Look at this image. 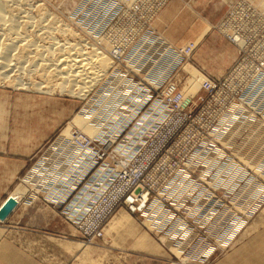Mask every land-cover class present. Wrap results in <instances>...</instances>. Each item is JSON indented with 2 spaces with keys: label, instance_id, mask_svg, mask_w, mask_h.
Instances as JSON below:
<instances>
[{
  "label": "rangeland",
  "instance_id": "obj_1",
  "mask_svg": "<svg viewBox=\"0 0 264 264\" xmlns=\"http://www.w3.org/2000/svg\"><path fill=\"white\" fill-rule=\"evenodd\" d=\"M262 1L264 2V0H28V8L31 10V7H33L31 10L33 17L37 16L36 14L39 15L37 11L39 10L38 7L45 8L44 10L50 18L49 23H53L57 27V30L53 32V36H55V38L57 37V40H62V43L68 40L70 44H75L76 42L80 44L86 43V50H91V48L97 44L98 46L96 45L95 47L109 58L110 67L107 69L108 72L106 71L105 74H102L98 79L99 81L97 80L95 84L90 87L92 90L90 89L85 95L79 96L56 88V86L52 84L53 82L50 80V77L42 73V65L41 69L29 72L30 66L34 65L32 60L36 57L35 54L33 56V53L30 55V57L33 56L32 58L27 55L28 59L25 58V60H23V62L27 60L25 62L26 65L25 63H21L24 67V70L22 68L23 72L16 66L13 70L14 72L11 71L8 73V76H10L6 80L2 78L4 75H0L2 76L0 77V79L2 78V80H0V222H5L20 203L23 204L26 209V207L28 208L39 202V200H42L45 205L56 210L60 221L66 226V232L55 242L57 246L66 250L67 260H76L75 264H171L172 262L183 264V260L185 262L184 264H191L190 262H186L188 259L186 258V249L188 247H191V249L202 247L204 243H207L206 247L209 245L213 246L214 252L211 253V250L208 253L206 257H209L204 263L211 264L215 258L221 257V255L233 248L234 245L244 238L252 229L264 228V194H262L264 192V100H260L264 97V3ZM35 11H37V13ZM200 21L211 26L209 31L199 40H194L191 34L187 38H184L189 26ZM54 22H56V24ZM46 23L45 25H47ZM153 25H155L157 31H153ZM63 26L71 30V32L68 31L67 33L69 35H64L60 30L58 31V27L63 28ZM153 32H157V34H167L172 42L175 44L179 43L177 45H186L190 43L188 49H190L191 52L193 50V52H190V59L188 62L183 63L184 59L180 58V63L183 64H181V66L179 65L173 73L162 76H157L156 72H152V69H156V63H154L155 61L153 59V61L151 60L148 62V59L144 60L146 53L142 51L137 53L135 57L136 62L140 64L144 72L137 69L135 71L134 69V73H137L139 76L129 75L131 72L124 69L121 71V74H126L124 75L126 79L131 77L134 78L135 81L140 80L144 84L147 90L145 99L147 104L143 110H141L139 116L135 117L136 113H131L129 120H126L121 130L118 129L116 132H111L109 125L116 124V120L112 121V117H118L119 114L111 111L112 107L108 99L110 96L108 97V95L104 94L108 93L106 84L108 83L109 74L113 68L112 65L115 56L123 51H125V53H130L129 50L132 46L143 44L144 38L148 39L154 36ZM73 33H75L76 36L73 37ZM100 39L103 42L106 40L105 42L112 47L122 42L123 45L122 48H117V50H115V54V52L110 50L111 48L104 46ZM182 39H185L184 41L186 43L180 41ZM39 40L40 39H35V37L31 39L32 42L36 41V43L40 45L39 49L35 48V50H37L36 52L41 50L40 48L42 46H49V42H46L47 40L49 41V39L43 38L42 40L41 37L43 42ZM167 40L170 44L175 45L169 39ZM22 41L25 43L24 40ZM19 43L23 45L20 41L17 44ZM100 43L102 45H100ZM150 44L152 45L151 53L154 54L153 46H155L157 42L155 40L153 44ZM19 45H17L18 52L16 49H13V51L16 50V53H11L12 58L21 54L20 52H22L21 48H23V46ZM67 46L68 44L66 43V47ZM145 46L150 47V45L147 44H145ZM68 47L70 51L65 50L68 51L65 53L71 55L69 52L72 51V47L70 45ZM56 51V54L58 52V54H60L59 50ZM125 53L122 56L124 58L128 57ZM73 54L74 50L71 56H73ZM17 57L13 60L11 58V63L16 64L14 60L20 62V60H17ZM27 63L29 65H27ZM244 68L246 71L244 72L245 75L242 76L240 73L242 81H239L240 77L237 73L241 72ZM32 69L33 66L31 70ZM195 70L197 73H202L210 79L225 83L226 88L235 80L232 84L237 83L238 87L234 91V97L237 101H240L237 121L230 126H221V138H223L221 139V171H211L213 177H210V180L211 178H213L214 181L216 180L215 185L200 186L193 190L191 188L188 189V192H190L189 197L194 198L196 202L193 204L197 207L199 206L194 212V215L198 219L191 217L189 220L192 224L196 225L194 226L196 229L198 228L201 230L202 235L206 232V225L202 224L200 220L203 222L209 221L213 208L221 212L217 211V215L212 218L214 221L207 231L208 236L207 234L198 236L197 232L194 230L191 232L187 227L185 232L190 231L191 237L186 235L181 241V243H184L177 249L174 247L173 243L165 239L164 236L151 231L147 227L148 222L144 216H138L141 215L138 212H131L128 205L123 203L121 204L122 208L117 211L113 218L107 223V226H105V235L102 238H94V236L83 238V232L78 229L77 219H74V214L71 215L69 207L79 198L83 183L85 182L86 184L91 179L92 175L100 168L95 167V165L98 164L95 163L84 176V180L82 179V182L76 186H71V184L68 183L70 181L62 179L61 176L57 179L58 181L50 183V185L55 183V186L53 185V187H51L48 185V188L44 190L41 187H36L35 184L37 180L41 179L43 173L47 171L41 170L38 174H34L33 179L31 178L30 180L28 179V174L36 165H43L42 168L45 166L44 163L47 161V154L52 151L50 147L58 137L63 136L68 138V133L72 134L71 138L66 140L68 143L75 142V138L73 139L72 137L76 135L84 138L83 128H80V126L72 122L77 114L83 111V114L86 113V118L89 119L97 110L108 108L109 110L105 111L104 114L110 119L107 120L109 123L106 122L107 125L103 124L104 127L98 134L100 137L94 138L96 141L93 140L95 143H92V147L96 150L94 152H98L96 146L99 141H104L107 148L111 146L116 147L121 142L126 131L130 130L134 126V123H136L135 120H132L134 118H140L150 107L153 101L152 99L149 100L151 89H157L162 85H167L172 82L171 84L178 85L179 89L183 91L185 89V80H187V77L193 74ZM254 70L256 71L253 72L255 75L252 76V78L250 75L248 77L247 72ZM184 71L187 72V75L180 73ZM188 73L191 74L189 75ZM18 77H21L20 79L23 81L21 85L18 87L14 85V87L9 83V81L13 83L14 81H12V79L16 80ZM118 77L119 76H117L115 80L118 79ZM156 77H159L160 81L157 80ZM256 77L258 80H261V82L252 84L251 81ZM47 81H51V83ZM47 83L48 85L46 86ZM34 85L43 86L37 88L38 86L35 87ZM52 85L53 88L55 87L54 89ZM71 87L70 85L69 88ZM76 87L75 89H78ZM223 87L224 85L222 88ZM198 91L201 92L200 87L197 89L196 93H199ZM106 98L108 100H106ZM233 100L234 98H221V111L223 113L230 114V103L233 102ZM98 101L102 102L98 104ZM105 101H108L109 104L107 105L106 103L108 102ZM101 103L103 106H101ZM119 113L121 114V112ZM201 115H203V113ZM131 122L133 124L129 128H126ZM194 123L196 125L193 124L190 128L199 130L201 125L197 122ZM20 137L23 138L25 142L30 141L32 137V142H34L36 148L34 156L31 160H26L25 163H23L24 160H21V158H15L9 154L12 143L18 138L20 139ZM86 141H88V139H86ZM197 142L198 145H200L199 143L202 144V138H197ZM171 143L172 141L167 144V147H169ZM238 147L240 150H238ZM191 149H189L188 152H190ZM248 164H250V167ZM18 166H22V168L17 170ZM48 167H50V165H48L47 168ZM47 174H49V172ZM60 179L62 181H59ZM257 182L262 184L261 189H263L262 193H258V195L260 194V200L256 203H249L248 205L246 203L252 197V193L248 192V189ZM155 188L158 190L155 191L157 196L164 195L165 197L171 198L167 195L170 191V187L155 186ZM212 189H215L217 194H213ZM200 196L203 197V199ZM190 202L191 200L189 199V204ZM179 203L175 204L179 205ZM184 204H187V201H185ZM244 206L248 207L246 208ZM182 209L183 208H180L179 210ZM230 212H233L232 215L237 214L240 218H246L244 223L241 224V228L232 235V239L230 238L227 243L226 233L216 231V229H218V226L221 224V217H227V214ZM121 215L123 218L125 217V226L117 225L116 223L115 219ZM193 237L195 238L193 239ZM193 264L203 263L202 261H196Z\"/></svg>",
  "mask_w": 264,
  "mask_h": 264
},
{
  "label": "bare ground",
  "instance_id": "obj_2",
  "mask_svg": "<svg viewBox=\"0 0 264 264\" xmlns=\"http://www.w3.org/2000/svg\"><path fill=\"white\" fill-rule=\"evenodd\" d=\"M28 5H29L28 0H0V75H4L3 77L2 76L0 77H2L3 80H6L7 78H9L10 75L8 76V73L13 71L14 68H16V66L18 67V69L20 68L21 72H23L24 67L22 66V64L27 61L26 60L23 62V60H25V58L28 59V57H30V55L33 53V56L34 54L36 55L35 57L36 59L34 58L32 60L34 65H31L30 61L28 60L31 65L30 67L32 68L33 66L32 70L28 66L30 68L29 72L41 69V65H42V70H41L42 73L45 76L50 77V80L53 82L52 84L56 86V88L62 91H68L70 94H73V95L76 94L77 96L85 95L86 92L91 89L90 87H92L95 84V82L100 78V76L102 74H105L107 69L110 67L109 58L106 56V54H104L102 51H100L98 48L95 47L97 44L94 46L92 45L93 47L91 48V50H86L85 49L86 43L80 44L76 42L75 44L73 43L70 44L68 40H66L67 42H64V43L61 42L62 40L61 41L57 40V37L55 38V36H53L54 34L53 32L54 30H57V27L53 23H49L50 18H49V15H47V12H45L44 10L45 8L43 9L42 7H38L39 6L38 5L37 7L39 10L37 11L39 12V15L36 14L37 16L33 17L31 14V10L33 9V7H31L32 6L31 5L30 7L32 9L30 10L28 8ZM37 11L35 12L37 13ZM45 23L47 25H45ZM54 23L56 24V22ZM210 27L211 26L209 24L203 21L197 22L193 24L192 26H189V28L187 29V34L185 35L184 38H187L191 34L194 40L195 39L199 40L209 31ZM58 28H59L58 31L60 30V32L64 35L67 34L68 31L71 32V30L64 28V26L63 28L62 27H58ZM152 29L153 31H157L155 28V25H153ZM73 34L74 35L71 34L73 37L76 36L75 33ZM153 34L154 36H151L148 39L144 38L143 44H137L135 46H132V48L129 50L130 53H125V51H123L122 53L120 52L117 56H115V60L112 65L113 68L111 70V73L109 74L110 76L108 78V83L106 84V87H108L107 89L108 93L104 94V95H108V97L110 96V98L108 99L112 107V108L110 107L111 111L117 112V114H119L118 117H115V118L112 117L113 119L112 121L116 120V124L109 125L111 132H116L118 131V129L121 130L123 126L125 125L126 120L127 121L129 120V116L131 115V113L135 112L137 115L138 112H141L144 104H146L145 99L147 95V90L144 84L140 80L135 81L130 76H129L130 77L129 79H126V77L124 76L126 74H121V71L124 69L130 72H135L136 69L141 70V71L144 70L141 68L140 64L136 62L135 57L137 53L142 51L146 53V56H144L145 57L144 60L148 59L147 61L150 62L153 59L155 61L154 63H156V69H152L153 70L152 72H156L157 76H162L168 73L169 74L173 73L178 68L179 65L181 66V64H183L184 62H188L190 59L191 51L190 49H188V47L190 46L189 45L190 43L186 45H177L179 43L175 44L174 42H172V40H170L167 34H162V33L157 34V32H153ZM34 37L35 39H40V40H41V37H42V40L43 38L49 39V41L48 40L46 41V42H49V46H42L40 48L41 50H38V52H36L37 50H35V48L39 49L40 45L37 44L36 41L35 42L31 41V39ZM167 39H169L175 45L167 42L168 41ZM22 40H24L25 43H23ZM155 40L157 44L153 46L154 54H152L151 53L152 45L150 43L153 44ZM184 40L182 39L180 41L183 42ZM19 41L23 43V45L20 43H19L20 45L17 44ZM105 41L104 42L101 41V43L103 42L104 46L111 48L110 50H112V52H115L117 48H122V45H123V42H122V43L115 44L114 47H112ZM66 43L68 44V46L70 45L72 47V51L74 50L73 56H71L72 51L69 52L71 53V55L66 54L68 51H65V50L70 49L68 46L67 47L69 49L66 47ZM101 43L100 45H102ZM111 43H114V42H111ZM145 44L150 45V47H146ZM17 45L23 46V48L20 47L23 53L19 51L21 54L17 55L18 57L17 56L16 57H17V60H20V62H16V60H14L16 63L14 64V63H11V61L15 59L16 57L14 56L12 58L11 53L13 52L16 53L15 52L16 50L18 52ZM43 45H46V44H43ZM13 49H16V50L13 51ZM56 50H59L60 54H58L59 52L56 54L55 53ZM124 53L127 54L128 57H125V58L122 57ZM47 54H50V55H47ZM33 56H31L30 58H32ZM21 58H22V62H21ZM180 58L184 59L183 63H180ZM132 63H133V66H132ZM27 65L29 64L27 63ZM179 71H182V70H179ZM186 71L180 72V73L187 75ZM244 72H246L245 68L241 72H238L237 75H239V77L241 75L244 76L245 75ZM253 72H256V71L255 70L248 71L247 72L248 77L250 75V77L252 78V76L255 75V73ZM135 74L139 76L137 73ZM188 74L190 75L191 73H188ZM117 76L119 77L118 79H116L117 80L116 81L115 78ZM2 78L0 80H2ZM20 78L21 77H18L16 78V80L12 79V81H14L13 83L10 82L9 80L7 81H9V83L12 84L13 86L15 85L16 87H18L19 85L23 83V81H21ZM156 79L160 81L159 77H156ZM51 81L50 82L47 81V82L51 83ZM185 81H186L185 89L184 90L182 89L183 91L179 89L178 85L176 86V85L171 84L172 82L171 83L169 82L170 84L164 85L163 95L155 98L152 101L148 110L144 114H142L140 118L133 119V121L135 120L136 122L134 123V126L125 133L126 137L124 136L125 134L123 135L122 138L124 137L125 138L120 142V144H118L116 147L113 148L115 152L119 153V163H122L124 165H128L130 163L135 164L136 166L135 172L130 176L129 180L127 182H121L119 184H116L115 186H112L107 189L108 177L111 176L114 172L117 173V179L119 181H124L126 178H128V174L126 173V171H122L118 169L115 171L117 167V163H112L107 166L105 165V167L103 168H99L92 175L91 179L86 184L83 185V187L81 188L80 194H79V198L69 207L71 215L74 214L75 215L74 219H77L78 229L81 230L83 233L92 231L95 228L96 224H98L99 221H101L104 218V216L108 214L110 211L112 215L107 220V223L113 218V216L117 213V211L120 208H122V206L119 205L120 197L122 196L123 192L127 189L128 183L133 182L134 180L138 178V176L146 168V165L149 163V159L152 158L155 155V153L158 151V149L161 147V145L165 143L168 136H170L175 131V129L186 120V114L189 111L188 106L198 104L200 101L204 100V97L206 99L207 95L209 94V88L211 89L213 88V86L215 85L218 86L220 84V82L210 79L204 76L202 73H199V72L197 73L196 70L195 72H193V74L188 76L187 80ZM234 81L235 80H233L229 84L228 88L225 87V83H224V87L223 88L221 87V89L217 91V93L211 98L209 103L205 106L202 112L203 115L195 116L193 118V120L188 125L189 127L187 126L186 129L181 133L180 137L176 139V142L173 145V147L170 149L169 153L160 160V162L157 164V166L153 170L149 172L146 178L147 184L153 187L169 186L170 191L168 192L167 195L171 197V198L165 197L164 195L157 196L156 200L153 203H151L150 207L147 208L142 213V215H138V216H144L147 219V222H148V223L146 222L148 224L147 227L151 231H154V233H156V230H155L156 227H158L160 224H164L168 222L171 219L170 215L173 216L171 213H168V212H166L167 214L164 213V211L167 210L166 204H165V201H166L165 198H168L171 201H175L174 203L178 204L179 202H181L182 199L189 197L190 192H188V189L190 188V185L186 183L185 176L190 171L196 170L199 164L203 165L202 166L203 169L198 172V178L200 179H202L204 175L208 174L211 171L212 172L221 171V165H222L221 164V157H222L221 156L222 154L221 139H223L221 138V126H225V125L230 126L231 124H234L237 121V112H238V107H239V102H240V101H237L234 97V91L238 87L237 83L232 84ZM239 81H242L241 77ZM251 82L252 84H254V83L261 82V80H258V78L256 77ZM48 83L46 84V86L48 85ZM53 85H52V88H53ZM70 85L72 86L71 88H69ZM34 86L37 87L38 85L37 86L34 85ZM39 86L42 87L43 85L42 86L39 85ZM39 86L37 88H39ZM74 86L75 87L77 86L76 88H78L79 90L75 89ZM199 87L201 88V92L198 91L199 93H196ZM221 98H234L233 102L230 103V114H226L221 111ZM108 99L106 98V100ZM149 100H151V98H149ZM260 100L263 101L264 97ZM100 102L98 101V104ZM105 102H108V101H105ZM106 104L108 105L109 102ZM101 106H103V104ZM240 107H241V104H240ZM108 110H109L108 108L97 110L92 115V117H89V119L86 118L87 114L86 113H85L86 115L83 114V111L77 114L72 120V122L75 125L80 126V128H83L84 131L83 130L82 131L84 133V138L80 137L79 135H76L75 137H72L73 139L75 138V142L68 143L66 140L68 138H71L72 134L68 133V138L63 137V136L58 137L56 141L50 147L52 151L47 154V161H45L44 163L45 166L42 168L43 165L42 166L36 165L33 168V170L28 174V179L29 180L31 178L33 179L34 174H38L41 170H43L47 172L43 173V176H41L40 180H37V183L35 184V186L38 188L41 187L42 189L45 190L46 188H48V185L53 187L55 183L51 185L50 183L58 181L57 179L61 176H62V179L69 180L70 182L68 183H70L71 186L78 185L81 182V180L84 178L86 173L95 165V163L97 164L96 154L98 152H94L96 150L93 149L92 143L93 142L95 143L96 141L95 139L100 137V135L98 134L103 129L104 127L103 124L105 125L106 122H108L107 120H110L104 114V112ZM119 112H121L123 116ZM194 122H197L201 125V128L199 130H193L190 128L191 125L195 124ZM203 132H206V135L202 136L203 143L202 144L199 143L200 145H198L197 137L201 136ZM86 139H88V141H86ZM215 143L218 146L215 145ZM94 148H95V145H94ZM191 148H194V149H191ZM189 149H191L190 152H188ZM238 150H240L239 147H238ZM137 151H138V154L135 157V162H132L130 160V156L136 153ZM173 160L176 162H182V165H177L176 167L177 172H173V169L175 168V166L172 164ZM250 164H248L249 167H250ZM48 165H50V167L47 168ZM48 172L49 174H47ZM166 172L172 174V177H166ZM59 181H62V180L60 179ZM215 181L213 178H211V180L209 179V184L206 183V185H210V186L213 184L215 185ZM253 185L256 187L251 186L249 189L247 188L248 192L252 193V197L246 203L248 205L249 203H256L257 201H259L260 194L258 195V193L263 192L262 191L263 189H261L262 184L257 182V183H254ZM201 186H205V185H201ZM262 194H264V192ZM201 198L203 199V197ZM244 207L247 208L248 206H244ZM179 209L180 208H178V210ZM218 212L220 211L218 210ZM232 213L233 212H230L229 214H227V217H221L222 218L220 221L221 224L219 226L217 225L218 229H216V231H222V233H226L227 243L232 237V235L241 228V224L244 223L245 218H246V217L240 218L238 217L237 214L232 215ZM124 218L122 217V215L118 216L115 219L117 225L125 226ZM172 220H173L172 224L174 226L170 230V236L174 234H180L181 236V234H183V232L187 230L188 226L183 229L179 228V226L181 225V222H180L178 215L174 217ZM229 220L232 222H230ZM107 223L105 226H107ZM105 226L103 227L102 235L100 237L94 236V238H102L105 235V229H106ZM194 238L195 237H193V239ZM206 244L207 243H204L202 247L192 248L191 249L192 252L186 254V258H188L186 262L187 263L190 262L191 264H193L196 261H202V259L206 258L208 253L211 250H213V246L209 245L206 247ZM184 249H185V246H184ZM184 263L185 262L183 260V264ZM171 264H179V263L172 262Z\"/></svg>",
  "mask_w": 264,
  "mask_h": 264
},
{
  "label": "crops",
  "instance_id": "obj_3",
  "mask_svg": "<svg viewBox=\"0 0 264 264\" xmlns=\"http://www.w3.org/2000/svg\"><path fill=\"white\" fill-rule=\"evenodd\" d=\"M32 139L25 142L18 138L9 154L23 163L31 160L36 149ZM66 229L56 210L42 200L26 209L20 203L5 222H0V264H75L76 260H67L66 250L55 242ZM211 264H264V228L252 229Z\"/></svg>",
  "mask_w": 264,
  "mask_h": 264
},
{
  "label": "built area",
  "instance_id": "obj_4",
  "mask_svg": "<svg viewBox=\"0 0 264 264\" xmlns=\"http://www.w3.org/2000/svg\"><path fill=\"white\" fill-rule=\"evenodd\" d=\"M129 75H136V74L134 72H131ZM223 85H224V83L220 82V84L218 86L215 85V86H213V88H211V89L209 88V94L207 95L205 100L200 101L196 105H189L188 106L189 111L186 114V120L180 126H178L170 136H168L165 143L163 145H161V147L158 149V151L155 153V155L149 159V163L146 165V168L138 176V178L136 180H134L133 182L128 183L127 189L123 192L122 196L120 197L119 205L125 203L126 205H128L131 212H138L141 215L147 208L150 207L151 203H153L156 200L157 195H156L155 191H158V190H157V188L147 184L146 178H147L149 172L151 170H153L157 166V164L160 162V160L162 158H164V156H166L169 153L170 149L174 145L175 140L178 137H180L181 133L186 129V127L190 124V122L193 120V118L195 116H200L202 114L205 106L209 103L211 98L217 93V91L219 89H221V87ZM163 87H164V85L157 88V89H151L150 98L152 100H154L155 98L163 95ZM146 104H144V106L142 107V110ZM139 115H140V112H138L135 117H137ZM132 124L133 123L131 122L129 125L126 126V128H129ZM205 135H206V132H203L202 135L197 137V138L203 139L202 136H205ZM124 136L126 137V134ZM124 138H122L121 141ZM171 141H172L171 145L169 147H167V144H169ZM215 145H217V144L215 143ZM97 148H98V153L96 154V158H97V164L98 165H95V167L103 168V167H105V165L107 166V165L112 164V163H117V167H116L115 171L118 169V170L126 171V173L128 174V178H126L124 181H119L117 179V173L114 172L111 176L108 177L107 189L112 187V186H115L116 184H119L121 182H127L129 180L130 176L135 172V169H136L135 164L130 163L128 165H124L122 163H119V153L115 152V150L113 149L114 147H112V146L110 148H107L104 141H99L97 143ZM137 154H138V151L130 156V160L132 162H135V157ZM172 164L175 166V168L173 169V172H177L176 167H177V165H182V162H176L173 160ZM202 166L203 165L199 164L196 170L190 171L185 176L186 183L188 185H190V188L192 190L197 189L201 185H206V183L209 184V179L212 176V172L204 175L202 177V179L198 178V172L203 169ZM166 177H172V174L166 172ZM84 184H85V182L83 183V185ZM167 187H169V186H167ZM213 190H214V192H213ZM212 193L217 194L215 189H212ZM189 199L191 200L190 204H189ZM165 200H166L165 204H166L167 210L164 211V213L167 214L166 212H168V213H171L173 216L168 214V215H170L171 219L164 224H160L158 227L155 228V230H156V233L158 235L160 234V235L164 236L165 239L172 242L174 247L177 249H179V247L183 244V243H181V241L186 237V235L191 236V232L193 230L195 232H197L198 236H203V235L207 234L208 229L210 228V226L212 225V223L214 221V219H212V218L217 214V211H218L216 208H213L211 211V220H209L207 222H203L202 220L199 219L202 224L206 225V227H205L206 232H205V234L202 235L201 230L198 228L196 229L194 227L196 225L192 224L189 220V218H191V217L194 219H198L194 215V212L198 209V207L194 205L196 203L194 198L187 197L186 199H182L181 202L179 203V205L175 204L174 203L175 201H171L168 198H165ZM185 201H187V204H184ZM178 208H183V209L178 210ZM67 209H68V207H67ZM111 215L112 214L110 211L108 214H106L104 216V218L101 221H99L98 224H96L95 228L92 231L83 233V236H84L83 238H86L89 236L90 237L91 236L100 237L102 235L103 227L106 225L107 220L110 218ZM177 215H178L180 222H181V225L179 226V228L183 229V228L188 226L190 231H191V232L189 231V232H185V233L181 234L182 237L178 236L180 234H174V235L170 236V230L174 226L172 224V221H173L172 219L174 217H176ZM210 243H212V242H210ZM186 252L187 253L192 252L191 247H188L186 249ZM213 252H214V250L211 251V253H213ZM208 257L202 259L203 264L205 263V261L207 260Z\"/></svg>",
  "mask_w": 264,
  "mask_h": 264
}]
</instances>
